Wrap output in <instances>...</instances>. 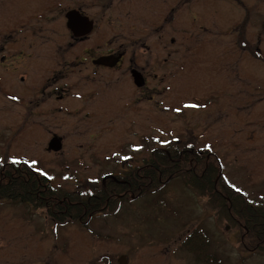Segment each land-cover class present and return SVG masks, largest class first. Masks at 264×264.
<instances>
[{
	"label": "flooded vegetation",
	"instance_id": "flooded-vegetation-1",
	"mask_svg": "<svg viewBox=\"0 0 264 264\" xmlns=\"http://www.w3.org/2000/svg\"><path fill=\"white\" fill-rule=\"evenodd\" d=\"M230 1L234 2L232 6L239 4L247 9L243 0H0L1 139L5 134L9 150L19 134L35 129L51 136L48 152L60 154L65 151L64 139L52 133H58L66 123L71 124L75 132L96 134L98 123H101L100 129L108 132L107 128L120 120L133 118V123L127 124L128 129L133 128L129 131L133 133L136 123L138 131L143 132L146 103L171 113L169 111L178 103L171 97L177 93V85L198 75L201 93L194 94V98L217 97V101L206 107L203 103L207 126L204 129L207 153L204 171L214 161L218 165L219 181L223 166L208 139L215 133L214 128H217L216 142L224 135L223 116L219 111L221 102L232 95L224 87L223 79H231L232 73L239 75L235 66L234 72H226L225 60L234 54L226 51L225 38L230 37V43L236 44L234 53L264 61L259 49L245 41L246 32L240 30L238 23L233 22L234 29L227 30L226 34L218 18L217 22L209 23V5ZM256 1L249 4L256 6ZM201 42H205L204 54L200 51L194 55V46ZM185 48L189 55L183 54ZM195 49L198 51V47ZM180 53L185 56L179 61ZM195 68L198 71L194 75ZM246 83L253 85L249 80ZM240 92L241 88L233 90V100H241ZM225 94H228L227 99ZM185 104L192 106L189 102ZM48 118L57 119L52 128L47 124ZM53 139L61 143L58 152L49 150ZM128 140L126 135L117 150L123 158L125 173L105 175L103 183L113 180L125 187L136 166L138 174L143 171L142 146L136 149ZM174 142L178 143V139ZM3 143L0 141V148ZM96 155L76 157L70 162L84 165L111 159L98 160ZM18 159L22 158L10 153L0 154V165L28 164L26 159L20 162ZM216 188L225 191L218 183L215 191ZM131 192L124 190V194ZM124 194L116 197L123 199ZM203 194L208 198L213 195L208 189ZM220 203L218 212L226 211ZM26 208L31 221L25 236L16 235L14 230L6 231L5 227L4 233L0 231V235H4L0 238V264H79L81 231L90 238L92 221L105 216L103 209H98L85 219L79 215L57 221L51 213H58L48 207L36 208L30 204ZM39 213L43 214V220L35 221L33 216ZM41 240L47 242V249L35 252L34 243ZM114 258L119 264H127L126 255ZM112 261L109 255H104L93 264H112Z\"/></svg>",
	"mask_w": 264,
	"mask_h": 264
},
{
	"label": "rangeland",
	"instance_id": "rangeland-1",
	"mask_svg": "<svg viewBox=\"0 0 264 264\" xmlns=\"http://www.w3.org/2000/svg\"><path fill=\"white\" fill-rule=\"evenodd\" d=\"M243 1L247 4L245 5L247 9L239 4L236 7L232 6L233 1L209 5V23L217 22L218 18L224 26L225 34L227 30L234 29L235 24L231 25L233 22L238 23L240 30L244 29L246 32L245 41L259 49L261 57L264 58V0L256 1V6L249 4H254V0ZM218 5H223V8ZM218 9L221 11L217 13L215 10ZM225 41L226 51L234 54L230 55L232 58L228 57L225 60L226 72H234L235 66L239 75L235 76L232 73L231 79L228 77L223 79L224 87L232 96L221 102L219 112L223 116L224 126L215 127L223 126L224 135L216 142L217 128H214L215 133H212L211 139L208 140L213 145L215 156L220 158L224 179L232 185L231 187L239 189L248 197L239 198L238 193L231 188L226 189V181L222 177L217 180L218 165L211 161L210 167L215 173V184L223 187L226 199L234 198L239 205L242 199L244 202L246 200L252 202L254 206L257 202L264 206V61L250 60L246 54L234 53L233 48L236 44L230 43V37L225 38ZM204 45L205 42L204 44L201 42L194 46L193 54L200 51L203 53ZM244 50L242 47L241 51ZM187 53L185 48L183 54L189 55ZM183 54L180 53L179 61L185 56ZM197 71L195 68L192 72L195 75ZM192 77L187 83H179L177 93L171 95L178 102L177 106L169 111L171 113L162 111V107L158 110L152 103H146L143 132L138 131L136 123L133 133L129 131L133 128L128 129L127 124L128 126L132 124L133 118L120 120L117 125L107 128L108 132L100 129L101 123H98L96 134L75 132L71 124L66 123L58 133H52L64 139L65 151H61V155L48 152L51 136L35 129L27 134H19L9 150L10 143L3 134L2 139L0 137V141L4 142L0 154L10 153L13 157L26 159L29 164L27 166L37 177L46 175L50 179L48 186L74 195L78 199L95 195L110 186L108 183L114 181L108 180L103 183L105 175L125 173L121 163L123 158L117 150L118 145L125 141L126 135L136 149L138 145L143 147H140L145 157V164L141 167L143 170L152 162L157 163V159H169L170 153H176V150L180 157L190 154L191 163L200 161L198 164L205 166L207 153L204 149L206 146L204 129L207 126L203 103L206 107L217 101V97L211 100L199 97V100H196L194 94L201 93V86L197 85L200 82L197 80L198 75ZM239 80L241 84H238ZM248 80L253 84L251 87L246 83ZM240 88L241 100H233V90ZM250 92L253 96L249 94ZM224 97L227 99L228 94ZM185 102L192 106L186 105ZM47 120L50 128L57 122L54 118ZM137 136L140 137L139 140ZM175 139H178V143L174 142ZM165 144L169 145L164 146ZM174 146L176 148L169 153L168 150H172L170 148ZM184 147L193 150L187 152ZM92 154H97L98 160H105L106 157L111 159L84 165L70 162L76 157L90 158ZM22 159H18V162ZM15 165L22 166L18 163ZM137 169L136 166L135 170ZM186 170L193 169L185 168L183 174L167 175L159 180L157 185L159 187L156 189L145 190L144 187L124 194V188H118L122 195L124 194L123 199L115 201L114 207H106V210L102 211L104 217L92 221L93 235L86 238L81 231L82 241L78 249L80 257L77 258L79 264H93L94 260L104 255H109L113 259L112 264H119L114 256L119 258L122 255L127 256V264H264V249L255 250L245 240L247 227L244 221L233 214L218 212L215 198H212V201H215L212 204L211 198L203 194V189L206 190L208 187L201 183H199L201 189L192 187L189 183H192L195 177L187 173L190 177L188 178ZM28 212L25 204L2 200L0 231L4 233L5 227L6 231L14 230L17 231L16 235L25 236L28 223L31 221ZM40 214H34L33 219L43 220L44 216ZM196 232L206 236V240L209 241L206 249L203 248L207 254L211 253L207 261V254L199 255L188 248L189 243L198 245L194 241ZM1 237L4 235L1 234ZM45 249H47L45 240L38 244L34 243L35 252L38 250L42 253Z\"/></svg>",
	"mask_w": 264,
	"mask_h": 264
},
{
	"label": "trees",
	"instance_id": "trees-1",
	"mask_svg": "<svg viewBox=\"0 0 264 264\" xmlns=\"http://www.w3.org/2000/svg\"><path fill=\"white\" fill-rule=\"evenodd\" d=\"M170 149L172 150H168L169 153L175 148ZM170 154L169 159H157V163L152 162L145 166V169L140 174L136 170L134 173L131 172L133 173V177L127 182L125 187L121 186L122 184L109 182L108 184L110 186L106 189H102L95 195H90L82 199H78V197L63 192L60 189L48 186L47 178L44 176L37 177L36 173L27 164H19L22 166L18 167L16 165H0V199L15 201L25 205L31 204L36 208L48 207L58 213L57 215L51 213V216L57 221L67 220L69 216H73V218L75 216L76 218L79 215L85 219L89 214L98 209L106 210V207H112L114 202L118 200L116 196L122 193V191L118 190L120 187L121 189L124 188L123 191L125 189L138 190V188L144 187L146 188L145 190L156 189L159 187L157 185L160 179L169 174L170 176L175 173L183 174L185 168H192V171H185L186 175L187 173H191L195 177V180L193 179L192 183L190 182L189 184H192L191 186L197 189H201L199 183L206 185L208 190L213 193L210 198L211 201L212 198H215V206L217 208L219 202H221L220 204H224L227 213L233 214V216L244 221L247 227L245 230V240L248 242V245L252 246L255 250L264 249V206L256 204L254 206L247 200L244 202L242 199L240 200L242 201L240 205L237 204L234 198L228 201L226 196H222L224 194L223 190L216 188V191L219 193L215 191V173L211 167L207 171H204V166L198 164L200 161L192 162V164L190 154L180 157L177 150L176 153ZM194 174H197V176ZM187 177L190 178L188 175ZM238 196L239 198H243L241 195ZM215 201H212V204ZM196 234L194 241L198 245L186 244H188L190 251L199 255L202 252L205 254L206 252L203 248L206 249L209 241L206 240V236H201L198 232Z\"/></svg>",
	"mask_w": 264,
	"mask_h": 264
},
{
	"label": "water",
	"instance_id": "water-1",
	"mask_svg": "<svg viewBox=\"0 0 264 264\" xmlns=\"http://www.w3.org/2000/svg\"><path fill=\"white\" fill-rule=\"evenodd\" d=\"M49 146V149L53 151H59L61 149V144L58 139H53Z\"/></svg>",
	"mask_w": 264,
	"mask_h": 264
},
{
	"label": "snow or ice",
	"instance_id": "snow-or-ice-1",
	"mask_svg": "<svg viewBox=\"0 0 264 264\" xmlns=\"http://www.w3.org/2000/svg\"><path fill=\"white\" fill-rule=\"evenodd\" d=\"M14 163L16 162V161H13ZM237 191H239V189H236Z\"/></svg>",
	"mask_w": 264,
	"mask_h": 264
}]
</instances>
